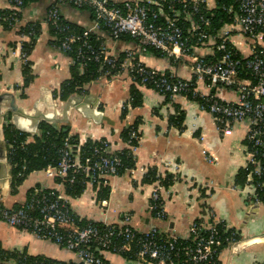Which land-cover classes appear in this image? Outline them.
Returning <instances> with one entry per match:
<instances>
[{"label": "crops", "instance_id": "1", "mask_svg": "<svg viewBox=\"0 0 264 264\" xmlns=\"http://www.w3.org/2000/svg\"><path fill=\"white\" fill-rule=\"evenodd\" d=\"M51 4V0L29 2L15 26L27 23L39 26L28 55L31 80L23 89L17 58L18 33L0 30V95L11 94L17 105L34 109L38 115H50L51 109L55 122L50 125L64 126V131L75 136L79 144L105 140L110 144L109 153L126 149L120 134L134 123L138 124L135 127L138 140L133 150L134 171L107 179L106 200H98L97 189L87 185L78 198H67L71 211L83 221L114 226H122L127 215L129 227L136 232L145 233L156 227L161 235L182 240L187 237L192 222L223 223L227 229L235 231L239 239L220 252L218 264H264V204L248 202L240 191L242 185L237 184L238 174H245L247 161L246 125L234 124L220 130L197 103L183 95L166 101L154 91L134 84L125 74L100 76L84 85L81 93L60 102L57 93L61 85L73 75L81 74L82 68L74 67L70 57L54 47V37L44 22ZM2 9H8L4 0H0ZM58 10L65 22L80 30L93 26V17L87 10L68 5H60ZM93 37L102 41L113 58H122L127 50L137 52L135 43L113 41L103 31L94 32ZM230 41L241 58L251 55L252 41L238 28H233ZM256 45L264 50V39H257ZM211 54L212 44L193 51V55L202 58ZM138 59L157 73L187 81L192 78L187 57L170 61L149 53ZM132 86L142 94L141 103L135 108L129 104ZM195 87L201 94L211 95L222 103H235L239 98L235 89L219 85L207 87L205 83H197ZM66 105L68 110L64 112ZM178 112L183 115L181 130L169 125V118ZM31 120L24 118V127L31 128ZM153 169L173 181L161 193L162 220L154 219L149 208L154 184L142 181L143 175ZM35 186L46 190L57 188L44 171L35 172L24 180L14 197L0 186V205L23 204L26 192ZM0 249L25 252L64 264L78 263L72 252L10 228L1 221ZM101 256L108 264H138L107 252Z\"/></svg>", "mask_w": 264, "mask_h": 264}, {"label": "built area", "instance_id": "2", "mask_svg": "<svg viewBox=\"0 0 264 264\" xmlns=\"http://www.w3.org/2000/svg\"><path fill=\"white\" fill-rule=\"evenodd\" d=\"M4 1L9 13L2 21L13 29L20 22L25 0ZM222 1L226 4L218 7L216 0H51L44 22L52 32L54 47L68 55L73 65L83 68L93 64L99 77L125 74L131 82L149 86L169 100L185 96L191 90L201 98L202 104L197 105L213 118L218 129L245 124L247 161L240 191L248 202L264 204V50L258 51V46L252 43L251 55L243 59L230 41L235 27L252 42L264 39V0ZM60 5L89 11L93 17L92 28L76 30L62 18L58 10ZM219 9L229 23H221L215 29L211 18H215ZM26 28L28 32L18 33L17 58L21 71L29 68L28 54L21 49V43L34 35L33 26ZM96 31L105 32L113 41H119L122 36L130 37L137 43V52L127 50L121 59L113 58L102 43H94ZM209 44H212L209 57L193 55L195 49ZM150 51L166 59L187 57L195 86L205 83L207 87L219 85L235 89L239 93L238 101L222 103L198 92L191 80L177 79L147 68L138 58ZM239 74L248 78H239ZM9 125L10 119L6 117L4 126ZM131 140H138L135 130L129 132L126 143V149L133 156L135 147L130 144ZM12 146H8L9 157L14 152ZM109 148L110 144L104 141L91 156H86L73 146L69 137L65 138L57 150L56 165L44 170L49 178L59 179L56 185L62 192L57 188L46 190L35 186L29 199L19 208L0 207V221L72 252L78 259L77 264H108L101 256L103 252L134 259L138 264H216L222 245L229 247L237 242L235 231L222 240L216 224L204 221L192 222L183 239L189 242L180 245L182 239L163 236L156 227L145 233L132 230L127 215L122 226L81 220L68 206L64 182L68 180L71 184L74 176L80 175L86 180L85 186H98L100 181L106 185L108 178L117 176L120 161L116 157L95 159L94 156L109 153ZM133 171L134 168L126 172ZM162 191V185L156 181L149 208L157 220L164 218Z\"/></svg>", "mask_w": 264, "mask_h": 264}, {"label": "trees", "instance_id": "3", "mask_svg": "<svg viewBox=\"0 0 264 264\" xmlns=\"http://www.w3.org/2000/svg\"><path fill=\"white\" fill-rule=\"evenodd\" d=\"M31 1L33 0H25L24 7ZM216 2L218 7L226 4L222 0H216ZM8 13H9L8 9L0 10L1 31H5V32L9 31L12 32L13 34H16L22 32V30L28 32L26 28L27 25L33 26L34 35L31 36L27 42L21 43V49L25 50L29 55L30 49L34 42V37H36L39 33V26L37 24H32V23L27 24L25 27L23 25H18L17 27H15L16 28L15 31H12L13 29H9L6 23L2 21V17L8 15ZM211 21L215 29H218L221 23L224 22L229 23V20L226 19L224 12L220 9L219 11H216L215 18H211ZM72 26L76 30H80L74 25ZM93 41L96 45L102 43V41L97 40L95 37H93ZM119 41L125 43H135L137 45V43L128 36L120 37ZM252 43L256 44V41H253ZM257 50L262 51L260 47H257ZM150 54L164 58L162 55L154 51H150ZM169 60L173 61V59H169ZM74 67H78V65H74ZM21 73L23 77V84H22V89H23L26 86H28L31 80L30 69L27 67L23 68ZM98 78H99V73L97 67L93 64L87 65L82 68L81 74L73 75L69 81L61 85L57 93V98L59 99L60 102H64L68 96L72 94L81 93L82 92L81 89L84 85H87L97 80ZM239 78L247 79L248 77L239 74ZM191 81L193 83L192 87L195 88L194 80L192 79ZM134 84L137 85L138 83L134 82ZM145 88L150 89L149 86ZM141 97L142 94L140 93V91L136 89L134 86H132L129 91V102H130L129 104L134 108L138 107L141 103ZM185 97L188 100L193 101L197 104H202L201 98L197 94H194L193 91L191 90L189 91V93L185 94ZM165 100L169 101L168 97H166ZM182 119H183V115L180 112H178L175 116H171L169 118V125L177 128L178 130H181ZM137 125H138L137 123H134L133 126L127 127L121 132L120 137L123 143H127L129 141V132L131 130H135V127ZM65 129L66 128L64 126L55 127L54 125H50L47 123H40L38 133L30 137L29 135L16 131L11 125L4 126L3 134H4L6 149L8 151V146L11 144L13 145L12 147L14 149V152L11 155V157L7 156V161L9 165V175H10L9 195L11 197L18 195L19 187L22 185L24 180L30 174L44 171L48 166L54 167L56 165L57 157H58L57 150L62 146L63 140L65 138L69 137V139H71L73 146L78 148L79 152H81V154L86 156H91L93 151L99 148L100 144L105 141V140L89 141L83 144H79L77 138L75 136L68 135V133L64 131ZM130 144L135 147L137 145V142L131 140ZM102 156L116 157L119 159L120 163L117 168V176L123 175L126 173L127 170L134 168V158L128 149H122L115 153H105L104 155L103 154L96 155L94 156V158L97 159V158H101ZM244 176H245L244 172L243 173L240 172L238 174L237 184L239 186L243 185ZM69 178L70 175L67 177V179ZM53 181L55 184L60 182L58 178H54ZM142 181L144 183H150V184H154L156 181H159L160 184L162 185L163 190L167 189L173 182L169 176L160 177L159 174H157V172L154 169L148 170L143 175ZM85 182L86 180L80 175L74 176L73 183L71 184L68 182V180H66L63 185L64 195L67 198H71V199L78 198L86 188ZM92 187L97 189L98 200H106L108 194V188L106 185H103V181H100L98 186L94 185ZM31 193H32V189H29L26 192L25 201L29 199ZM21 205H13L11 207H3L2 205H0V207L7 209H16L19 208ZM216 228L219 231V235L222 240L226 239L227 237H230V235L233 233V230L227 229L225 225H223V223L216 224ZM234 239L238 241L239 239L238 234L234 237ZM188 242L189 241L181 240L180 245L187 244ZM227 247H228L227 244H223L221 249H219V252L226 249ZM128 260H134V259H128ZM0 262L1 263L4 262L5 264H64L44 257H32L27 255L25 252L3 251L1 249H0ZM216 264H218V261L216 262Z\"/></svg>", "mask_w": 264, "mask_h": 264}, {"label": "water", "instance_id": "4", "mask_svg": "<svg viewBox=\"0 0 264 264\" xmlns=\"http://www.w3.org/2000/svg\"><path fill=\"white\" fill-rule=\"evenodd\" d=\"M64 112L68 110V106L64 107ZM34 109H23L20 105L15 103V98L11 94L5 93L0 95V186L4 188L6 194L10 190V175L9 165L7 161V149L4 141V119L7 117L10 119L13 128L23 134L34 136L38 132L40 123L51 124L55 122L54 116H52V110L49 109L50 115H38ZM24 118H31V128L24 127ZM1 264V262H0Z\"/></svg>", "mask_w": 264, "mask_h": 264}]
</instances>
